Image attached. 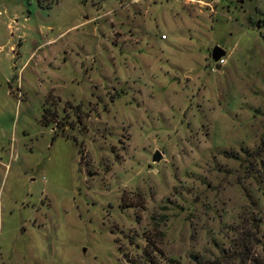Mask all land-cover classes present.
<instances>
[{
	"label": "rangeland",
	"instance_id": "obj_1",
	"mask_svg": "<svg viewBox=\"0 0 264 264\" xmlns=\"http://www.w3.org/2000/svg\"><path fill=\"white\" fill-rule=\"evenodd\" d=\"M172 263L264 264V0H0V264Z\"/></svg>",
	"mask_w": 264,
	"mask_h": 264
},
{
	"label": "water",
	"instance_id": "obj_2",
	"mask_svg": "<svg viewBox=\"0 0 264 264\" xmlns=\"http://www.w3.org/2000/svg\"><path fill=\"white\" fill-rule=\"evenodd\" d=\"M241 2V1H240ZM225 56V50L219 46H215L211 51V59L216 63ZM161 155L156 151L152 157V162H159Z\"/></svg>",
	"mask_w": 264,
	"mask_h": 264
},
{
	"label": "built area",
	"instance_id": "obj_3",
	"mask_svg": "<svg viewBox=\"0 0 264 264\" xmlns=\"http://www.w3.org/2000/svg\"><path fill=\"white\" fill-rule=\"evenodd\" d=\"M196 1L201 3V4H207L209 6L210 2H213L215 0H196ZM224 64H225V59L221 58L218 62H216L217 69H218V67H221ZM212 70H214V69H212Z\"/></svg>",
	"mask_w": 264,
	"mask_h": 264
},
{
	"label": "trees",
	"instance_id": "obj_4",
	"mask_svg": "<svg viewBox=\"0 0 264 264\" xmlns=\"http://www.w3.org/2000/svg\"><path fill=\"white\" fill-rule=\"evenodd\" d=\"M194 264H206V263H194ZM213 264H258V263H213Z\"/></svg>",
	"mask_w": 264,
	"mask_h": 264
}]
</instances>
